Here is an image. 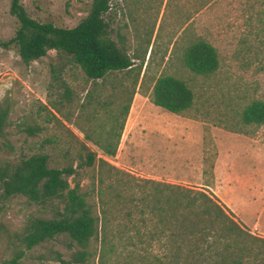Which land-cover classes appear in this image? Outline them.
<instances>
[{
    "label": "rangeland",
    "instance_id": "1",
    "mask_svg": "<svg viewBox=\"0 0 264 264\" xmlns=\"http://www.w3.org/2000/svg\"><path fill=\"white\" fill-rule=\"evenodd\" d=\"M91 1L19 3L38 23L71 28L85 17ZM9 3L0 0V104L8 106L0 163L45 154L50 168L75 167L77 153H83L82 143L119 172L103 165L101 170H77L79 176L67 178L70 187L78 183L93 214L98 215V200L106 211L105 229L100 232L98 224L97 238L89 239L88 256L82 264H264V237L258 228L248 230L239 224L236 235L227 230L226 219L211 214L207 228L205 216L200 218L199 228L206 230L190 236L177 225L179 221L170 218L175 196L169 191L163 190L170 200L162 204L164 212L151 211L150 198L147 209L138 200L153 192L141 180L157 169L158 160L166 162L170 146L165 139H174L175 158L179 156L176 151L183 148L177 142L184 137L181 127L194 134L193 127L182 126L187 121L202 125L204 183H210L216 137L224 153L222 166L237 153L247 155L254 165L264 161V123L237 126V115L246 103L253 99L264 102V0H109L103 16L108 38L124 48L133 65L125 73L96 81L88 80L67 57L54 51L22 63L14 44L3 45L18 27L8 13ZM200 39L215 49L218 63L215 72L205 76L191 72L183 59L185 49ZM160 76L178 79L192 92V106L181 115L149 102L152 83ZM129 97L115 155L107 157L93 142L106 141L107 132L113 140L121 120L118 114ZM27 128L32 135L26 133ZM175 172L180 174V167ZM61 207L59 200L42 207L21 196L0 197V264L8 263L19 251L22 255L17 264H60L56 255L66 264H74L69 262L74 249L68 248L63 235L28 251L19 243L18 234L28 218L49 219ZM187 217L191 219V215ZM102 235L107 241L103 250Z\"/></svg>",
    "mask_w": 264,
    "mask_h": 264
},
{
    "label": "trees",
    "instance_id": "2",
    "mask_svg": "<svg viewBox=\"0 0 264 264\" xmlns=\"http://www.w3.org/2000/svg\"><path fill=\"white\" fill-rule=\"evenodd\" d=\"M108 2L109 0H92L87 14L75 26L57 28L49 23H38L30 19L19 0H10L8 13L15 18L18 27L14 36L3 45L14 44L18 57L24 64L44 57L47 51L64 55L91 81L101 80L106 75L113 73H125L131 69L133 63L124 48L108 38V25L103 18L109 8ZM183 59L185 66L191 72L202 76L215 72L218 65L215 49L201 39L192 42L185 49ZM133 84L136 85V80ZM132 95L133 92L131 97ZM147 98L153 106L173 115H181L193 103L190 89L182 81L170 76L156 78ZM130 100L131 98L118 114L121 116V120L113 140H111V134L107 132L104 135L106 141L94 140L93 142L94 146L107 157L115 155ZM7 113V103L0 104V138L5 135ZM237 117V126L240 127L263 124L264 102L258 99L249 101L239 111ZM26 133L33 134L30 128H27ZM79 147L83 153L82 155L77 153L75 167L69 165L60 169L50 168L47 166L48 157L45 154H34L20 158L13 163H0V197L3 200L21 196L27 202L42 207L53 200H59L62 203L61 210H55L54 216L49 219L30 217L26 220L21 234H18L23 250L28 251L63 235L68 240V248L74 249L69 255V262L82 264L88 256L85 248L89 239L97 238L98 224H100V232L101 229L104 231L107 222L106 211L103 209L104 203L98 200V215L93 214L91 206L85 201V193L79 192L78 183L74 182L70 187L67 178L79 176L77 170L95 167L101 170L103 165L107 166L108 164L103 159H97L95 153L82 143ZM108 168L112 171L116 170L114 167ZM115 173L119 172L115 171ZM141 181L145 186L153 187L152 193L138 199L142 202L143 209L149 207L150 202L148 200L147 206V199L150 198L153 205L151 211L164 212L162 204L164 201L169 202L170 200L163 190L169 191L175 196L172 200L174 207L169 211L170 218L174 222L179 221L177 225L182 228L183 233L190 236L200 235V231L206 230L210 223L211 214L215 219H226L229 226L227 230L231 233L234 232L236 235L240 233L239 223L212 194L148 179ZM178 208L181 209V213H176ZM194 209H197L198 213L194 212ZM127 215L129 216L130 213ZM187 215H191V219ZM201 216H205L204 222L207 224L203 230L199 228ZM14 236L16 237L15 234ZM105 242L107 243L102 235L100 237L102 250ZM21 255L22 252L19 251L8 263L1 264H17ZM56 257L60 264H66L60 260L58 255ZM235 264L237 263L235 262Z\"/></svg>",
    "mask_w": 264,
    "mask_h": 264
},
{
    "label": "crops",
    "instance_id": "3",
    "mask_svg": "<svg viewBox=\"0 0 264 264\" xmlns=\"http://www.w3.org/2000/svg\"><path fill=\"white\" fill-rule=\"evenodd\" d=\"M182 126H191L195 132L191 134L181 127L184 137L177 139L178 145L183 147L176 151L179 152V156L173 157L174 139H165L170 146L166 150L169 153L166 155V162L158 160L155 167L157 169L152 172L150 170L149 175L144 178L160 181L163 178L162 182L181 184L196 190L203 187L219 200L236 222L248 230L258 228L264 237V161L260 160V166L254 165L246 159L247 155L237 153L235 157H229L228 163L222 166L224 153L216 137L213 139L216 156L210 168V183H204L202 125L187 121L182 123ZM176 166L180 167V174L177 172L173 174Z\"/></svg>",
    "mask_w": 264,
    "mask_h": 264
}]
</instances>
